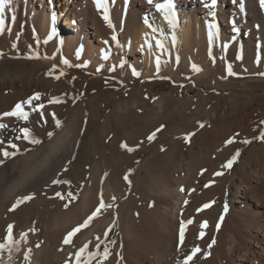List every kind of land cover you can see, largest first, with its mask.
Segmentation results:
<instances>
[{
  "label": "bare ground",
  "instance_id": "bare-ground-1",
  "mask_svg": "<svg viewBox=\"0 0 264 264\" xmlns=\"http://www.w3.org/2000/svg\"><path fill=\"white\" fill-rule=\"evenodd\" d=\"M44 1L14 0V13L12 8L5 10L0 41L9 42L14 33L22 34L24 38L47 40L54 58L49 60L50 57L41 55L39 61L32 62L19 59L22 55L13 51L16 60L0 63V93L32 97L46 89L59 93L73 85L68 75L79 65L90 71L117 74L122 80L136 77L133 75L135 69L145 82L161 66L164 71H172L177 56L178 63L190 56L201 69L193 75L195 79L206 84L211 76L216 80V86H225L220 91L229 93L235 104L231 105V112H228V106L222 108L216 124V111L205 110L208 103H200L189 95L183 98L179 92L177 119L172 116L173 112L161 114L163 104L170 100L165 94L145 122V127L155 122L153 129L144 128L133 141L128 135V139L118 140L120 135L116 133L109 142L110 133L98 130V135L94 130L92 162L86 167L77 162V150L72 151L76 138L67 128L45 138L40 147L37 145L35 151L18 158L17 162L8 161L0 167V243L6 241L7 228L12 225L13 239L18 242L19 250L11 253V261L6 250L0 252V264H75V253L81 247L88 244V251H95L96 244L100 243L101 251L107 242L105 232L109 236L115 230H119L120 236L113 254L104 264H177L194 247L201 251L190 264H264V141L261 145L254 144L245 153L241 152V148L247 145L243 141H249L264 131L263 108L258 104L247 107L256 100L248 95L263 88L264 80L235 82L232 77L236 75L229 76L225 72L229 65L232 71L247 65L248 58L244 57L250 41L249 30L253 27L262 33L264 29V8L260 0H217L216 7L211 9L215 17L204 6L211 0H171L175 27L165 19V13L155 7L166 0H153L152 4L148 0H107L112 27L105 22L103 10L97 9L94 0ZM13 14L14 21L11 19ZM209 24L216 25L211 42ZM234 27L239 31H234ZM114 36L116 40L112 39ZM158 41L162 42L163 48L157 46ZM255 54L264 63V46L256 49ZM65 59L71 66L62 62ZM53 65H58L60 70H54L49 76ZM242 67L243 71L245 66ZM61 70L65 75L55 79ZM122 80L119 82L125 87ZM240 95H243L241 100L245 105H239ZM131 97L133 102L140 98L134 91ZM28 101L22 100L20 105L29 120L38 115L36 105L40 106L42 101L31 104ZM7 108L0 111V124L6 125L0 129V141L3 142L0 144L15 134L14 127H7L10 118L19 120L18 124L25 122L21 118L5 116L4 113L15 110L12 106ZM199 111L204 113V122L198 116ZM125 125L120 122L118 131ZM99 126L103 129L102 125ZM153 133L154 139L149 141L148 137ZM233 137L235 142L225 146V141ZM131 143L135 150L126 154L122 145ZM111 146L117 151L114 169L109 163L110 154L114 155ZM237 150L242 156L236 177L232 178V167L224 168L223 165ZM2 151L11 152L9 148ZM70 155L74 157L71 168L67 166V161L72 158ZM13 163L16 164L12 166ZM144 164L147 169L138 170ZM65 171L76 174V181L72 183L76 199L72 204L69 202L68 210L62 209L49 216L47 223H43L45 227L37 223L36 203H30L26 213L22 212L21 206L27 201L10 211L17 200L31 193H41ZM216 172L223 174L217 176ZM64 176L59 180L68 182ZM67 184L61 183L60 187L62 185L66 191L70 188ZM101 200L106 207L86 229L73 237L72 244H64L68 232L83 223L99 207ZM205 204H211V207L203 208ZM225 205L228 208L226 213ZM23 213L25 220L22 222L25 224L21 226ZM189 220L193 222L187 224ZM182 222L186 228L181 246L179 231ZM205 222L207 226L201 228ZM25 233L27 236L23 237ZM26 254L29 255L28 261H25ZM92 264L97 261L93 260Z\"/></svg>",
  "mask_w": 264,
  "mask_h": 264
},
{
  "label": "rangeland",
  "instance_id": "rangeland-1",
  "mask_svg": "<svg viewBox=\"0 0 264 264\" xmlns=\"http://www.w3.org/2000/svg\"><path fill=\"white\" fill-rule=\"evenodd\" d=\"M44 2L48 3V0H45ZM55 5H57L56 2ZM250 30V41L247 47V55L245 54L244 57L248 58V62L247 65H242L245 66L243 71L241 70L243 68L242 66H240V69L237 68L236 70H233L235 71L236 76L232 77V81L235 82L248 79H250L252 82H255L259 78H262L264 80V75H261V73H264V63H262L260 61L261 59H259V57H257V55L255 54L256 49H259L260 47L262 48L264 46V29L262 33L258 32V30L253 27H251ZM2 41L3 40L0 41V53H3V56L0 57V63L3 60L15 59L14 55H12L13 51H15V54L19 53L20 55H22V58L20 57L19 59H25L32 62L39 61V59H29L27 57L36 55L41 57V55H45L47 57H50L48 58L49 60L54 58L52 52L50 54L51 50L47 44L49 43L47 40L41 41L40 39L37 40V38L35 37L24 38L22 34L14 33L9 42L3 43ZM13 45H16V47L14 48ZM12 48H14L15 50ZM239 56L241 57V54ZM195 58L196 60L200 59L198 55L197 57L195 56ZM193 63L194 59L188 56L184 58L183 61H180V63L174 62L172 64V71H164L161 66L160 69L155 72V74L153 73L154 75L150 74L145 82L141 74L137 75L136 77L130 76L129 78L122 80V78L119 77L117 74L109 75L103 72L90 71L85 66L79 65L75 71L71 72L68 75L73 80V85H71L70 87H65L66 89L64 88V90L62 91L60 89L61 92L59 93L56 91L55 93L49 91L51 92L49 93L46 89V93L45 91L39 93V100H32V102L42 101L40 106L36 105V111L38 112V115L36 117L31 118L25 122L21 121V124H18L19 120H17L16 118H10L9 121L11 123L9 122L10 126L7 127H14L15 130L14 128L12 130L15 134L11 136V139H9L7 142H5L4 144H0V167L5 166L8 161L10 162L12 160L13 162H17L22 156H26L29 153H32L36 150L37 145H39L40 147L42 142H45V138L48 139L51 136L57 135L65 128H67L70 133L73 134V136H75L76 138V142H74L72 151L77 150V155L79 158L77 159L76 156L75 160L77 159V162L79 161V166L86 167L92 162L91 137H93L94 130L98 132V135L100 134L99 131L105 132L107 134L110 133L109 142H111V138L116 135V133L120 135L117 138L118 140L120 139L121 141H124L128 139V135L133 141L137 135H140V132H142L144 128H149V130L153 129L152 126L156 124L155 122H151L150 127L152 128L145 127V122L148 120V118L152 116L157 101L160 99L161 96L165 94L169 96L170 100L165 101L167 102L166 105L163 104L164 111H161L162 115L165 111H167L169 114L173 112L174 114L172 116H176L177 119L179 118L175 114L176 107L179 102L178 100H180V92V95L183 96V98H186V95H189L195 97V99L200 103H208L205 106L207 107V109L205 110L210 112L212 109H214L216 111V115H218V118L216 117L215 123L217 124L222 115V108L224 106H228V112H231V105H234L235 103L230 100L232 96H229V93H225V91H220L225 86H216V80L212 79L211 76V79L209 78V81H207L206 84L204 82L199 81L198 79H195L193 75L197 72L193 71ZM58 69L60 70L59 66L56 65L55 70ZM225 72L227 73L226 69ZM220 79H218V81H220ZM121 80L125 82L126 88L123 87L122 84H120L119 81ZM205 88H211V90ZM214 88L219 89V91L212 90ZM132 91L136 92L137 95L140 97L135 102L131 100ZM248 96H250V98L256 97V100L252 102V104L249 103L247 107H251L252 105H259L263 108L264 112V86L263 88H260L257 91H251ZM242 97L243 95H240V106L246 104L241 100ZM30 98H32V96H24L22 94L8 95V93L6 92L0 93V111L1 109H8L7 107L11 106L15 108V101L20 102L19 104H21L22 100L25 101V99L27 100ZM54 99H59L62 102L52 103L51 101ZM53 114H55V119L53 118ZM198 116L201 122L205 121L204 113L202 111H199ZM56 120L60 121V127L56 126ZM122 121L126 125L124 128L120 127L122 130L119 129L118 131L117 126ZM132 122L134 126L132 125ZM97 125H102L103 129L99 128L100 126L97 127ZM25 127L29 129L31 138L39 140L40 143L33 144L23 139L21 129ZM131 127L133 128L131 129ZM43 134L46 135L43 136ZM258 136L249 140L250 143H247L246 146L242 147L241 152H247L254 144L261 145L263 141L258 139ZM127 146L134 149L133 143ZM3 148H9L11 152H8L12 153V155L4 157V151H2ZM123 149H125L126 154L133 153V151L129 152L126 148ZM111 150H113L112 152L114 153V155L110 154V158H108L109 163H111V168L114 169V165H116L117 162V158H115V156L117 155V151L113 149L112 146ZM72 155H70V157L72 158L67 161V166L70 165L68 166L69 168H71V165H73L74 163V157ZM241 156L242 155L240 154L237 160L233 163V166L231 168L232 178L236 177V172L239 167V159ZM15 164L13 163L12 166ZM146 169L147 165L145 164L141 165L138 168V170L140 171H145ZM62 173H64L65 176L59 174L56 176V179L59 180L62 176L67 177L69 184L67 185L70 187L68 190L65 191V188L62 185L60 187V184L51 183L48 187L45 186L46 188L43 189L41 193H31L29 196H32L33 198L31 200H28L27 203L25 202L26 205L24 204L23 206H21L22 212L26 213L28 212V205L30 203H36L34 209L35 211H38L37 223L41 226L43 225V227H45L44 224L47 223V221L49 220V216L62 209L68 210L70 203L72 204L73 202V200H71V198L68 197L67 194L71 192L75 196L73 191V184L77 178L76 174H71V172L68 173V171ZM81 180L83 181L84 179L81 178ZM57 192H60L61 195L65 197V199H60V197L56 195ZM65 203H68L69 205L67 208L64 207ZM24 213L20 221L21 226L25 224L24 222H22L25 220ZM119 236V230H115L113 234L107 236V242L104 243L101 252L103 251V248L106 245L112 255ZM101 237L102 235L99 234V238ZM111 241H115V244L111 243ZM106 261L107 260L103 261V264Z\"/></svg>",
  "mask_w": 264,
  "mask_h": 264
},
{
  "label": "snow or ice",
  "instance_id": "snow-or-ice-1",
  "mask_svg": "<svg viewBox=\"0 0 264 264\" xmlns=\"http://www.w3.org/2000/svg\"><path fill=\"white\" fill-rule=\"evenodd\" d=\"M106 2L107 0H94V3L97 7V9H102L103 10V19L105 20V22L108 23L109 27H112L113 25L111 24L110 20H109V16H108V9L106 6ZM235 2V0H234ZM149 4L153 3V0H148ZM217 4V0H211V3H205V7L208 8L210 10V15H212L213 17H215V13L211 11V9H214L216 7ZM14 0H0V33L3 32V25H4V13L6 9L12 8L13 13H14ZM260 5L262 8H264V0H260ZM156 9L158 11H162L165 13V19L168 20V22L175 27V14L174 12H172V9L174 7V5L171 3V0H166L165 3L163 4H156L155 5ZM241 11H243V4L241 3ZM11 19L14 21L15 20V15L13 14ZM55 14L52 15V22L53 24H55ZM148 21L147 19H145V24H147ZM149 27H151V25H149ZM216 25L215 24H209L208 28H209V40L211 42L213 36H214V32L213 29H215ZM153 31H156L155 29H153ZM234 31L238 32L239 29L234 27ZM53 34H55V28L52 29ZM113 40H116V37L114 36L112 38ZM173 42L175 43L176 37L175 35H173L172 37ZM107 43V42H105ZM119 43L117 42V47H119ZM157 46L160 48H163V44L162 42L158 41L157 42ZM13 47L15 48L16 45H13ZM225 48H227V45H224ZM3 56V53H0V57ZM29 59H39V56H30L27 57ZM105 59H107V55H105L104 57ZM238 59H240L241 57H237ZM177 63L179 62V57L177 56L176 58ZM65 65L71 66L69 65V62L65 59L62 61ZM157 67L159 68V60H157ZM123 65H121L122 67ZM193 71L199 72L201 71V69H199L196 65H193ZM56 69V65H53V71H50L48 73L49 76L53 75L54 70ZM227 73L229 76H233L236 75V73H234L232 71V67L231 65L228 66L227 69ZM65 75V73L61 70L59 75L55 76V79L59 80L61 76ZM133 75H138V73H136L135 69H133ZM261 75H264V73H261ZM40 99V95L37 93L34 97L30 98L29 101L27 103L31 104L32 100H39ZM52 103H61L62 101L59 99H54L51 101ZM42 107V105H41ZM5 116H14L17 118H21L25 121L28 120V114L23 110L22 106L20 104H17L15 106V110L11 111V112H6L4 113ZM53 118L55 119V114H53ZM264 123V122H262ZM56 126L60 127V121L56 120ZM6 125L4 124H0V129L5 128ZM200 127H204L203 123L200 124ZM21 132L23 134V139L27 140L29 143H33V144H38L40 143L39 140H36L34 138H31L30 132L28 128H22ZM51 135V134H50ZM238 135V134H237ZM155 134L153 133V135H150L148 137V140L151 141L152 139H154ZM185 139L187 140L188 137H185ZM258 139H260L261 141H264V131H261ZM235 142V138H229L227 141H225V146L227 145H231ZM244 143H250V141L245 140L243 141ZM0 143H3L2 141H0ZM14 147V146H13ZM122 147L126 148L129 152L134 151L135 149L128 147L126 144L122 145ZM12 155V153H9L8 151H4L3 152V156L4 157H8ZM240 153L237 150L236 153L229 159L227 160V162L223 165L224 168H231L233 163L237 160V158L239 157ZM203 171V170H202ZM222 172H216L215 175L220 176L222 175ZM125 179L127 180V177H125ZM54 184H61V183H68L67 181H63V180H54L53 181ZM181 191H183V189H181ZM56 195L58 197H60V199H65L64 196L61 195L60 192H57ZM68 197L71 198V200H75L76 197L69 192ZM33 197L32 196H25L19 200L16 201V203L13 205L12 209H10V211H14L17 207H19L21 204H23L24 202L31 200ZM185 203H187V201H185ZM69 205L68 203L64 204V207L67 208ZM106 207V205L104 204V202L101 200L99 207L90 215L87 217L86 220L83 221V223H81L79 226L73 228L70 232H68V234L65 236L63 243L66 245L72 244L73 243V237H75L77 235V233H79L82 229H86L90 223L94 220V218L97 216V214L100 212V210L102 208ZM211 207V204H205L203 205V208H209ZM202 210V209H201ZM228 211L227 205H225L224 208V212L226 213ZM221 220H223V216H221ZM193 221L189 220L187 221V224H191ZM206 222L201 224V228H205ZM220 225L217 224V229H219ZM185 228H186V224L184 222L181 223L180 225V231H179V240H180V245H183L184 242V237H185ZM13 226L9 225L7 228V237H6V241L4 243H0V252L3 251H7L9 253V261H11L12 257H11V253L14 251H18L19 250V245L18 242H16L13 239ZM108 233L105 232V237H107ZM204 233L201 232L200 236L203 237ZM27 234H23V237H26ZM99 239V238H98ZM111 243L115 244V241H111ZM212 243H215V240L212 241ZM211 247V245H210ZM96 250L95 251H88V244H85L83 247H81L76 253H75V264H92L93 260L97 261V264H103V261L107 260L109 258V256L111 255L109 248L105 245L103 248V251H100V243H97L95 246ZM179 250V249H178ZM30 251V250H29ZM201 250L199 247H194L190 254L184 255L183 258L181 260L177 261V264H190V262L194 259V257H196L197 253H199ZM99 258V259H97ZM29 260V255L26 254L25 255V261Z\"/></svg>",
  "mask_w": 264,
  "mask_h": 264
}]
</instances>
